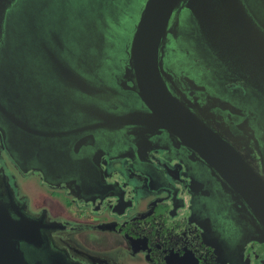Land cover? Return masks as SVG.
Returning a JSON list of instances; mask_svg holds the SVG:
<instances>
[{
    "label": "flooded vegetation",
    "instance_id": "obj_1",
    "mask_svg": "<svg viewBox=\"0 0 264 264\" xmlns=\"http://www.w3.org/2000/svg\"><path fill=\"white\" fill-rule=\"evenodd\" d=\"M117 1L120 14L112 19L108 11L103 13V25L98 23L102 37L98 35V45L93 48H97L94 54L100 48L104 53L96 75H107L116 91L108 90L99 97L115 98V104L102 106L110 120L118 119V123H108L112 128L105 129L98 117L92 132L79 129L85 144L73 157L83 160L77 162L75 170L72 161L56 151L60 144L45 136L44 141L38 139L27 147L31 138L18 130L17 144L12 145L23 159L31 157L30 149L42 148L40 164H44L46 180L44 175L30 171V166L37 168L36 161L30 160L29 166L21 169L11 158L8 151L15 148L7 143V131L14 126L0 114V237H9L11 215L23 223V237L16 248L20 264H264V225L250 206L254 197L249 191L241 194L220 168L183 142L175 130L160 125L154 111L134 110L120 116L126 110L123 97L134 99L129 92L137 89L130 63L134 56L132 28L143 0ZM174 20L169 32L179 35ZM165 48H161V69L179 102L264 181L259 116L241 94L239 82L229 75L211 78L208 62L181 48L171 34ZM13 57L19 58V53ZM46 58L44 65L55 64L52 57ZM33 63L36 69L40 67L39 61ZM18 70L19 78L0 76V100L5 108L24 107L35 129L73 143L72 129L64 126L73 113L66 111V118L58 119L51 112L59 102L66 107L58 93L64 95L68 87L58 83L78 78L27 77L23 68ZM6 80L48 84L18 88V98L13 99L17 103L10 104ZM43 117H48L47 123L60 120L63 125L48 129L35 126L34 122ZM133 120H142L145 124L141 127L145 128L115 129ZM201 149L205 153L203 146ZM138 154L148 162V169L138 168ZM225 154L231 158L226 148ZM210 156H214L211 149ZM73 171L78 172L81 185L70 176Z\"/></svg>",
    "mask_w": 264,
    "mask_h": 264
},
{
    "label": "water",
    "instance_id": "obj_2",
    "mask_svg": "<svg viewBox=\"0 0 264 264\" xmlns=\"http://www.w3.org/2000/svg\"><path fill=\"white\" fill-rule=\"evenodd\" d=\"M118 9L117 0H0L1 79L19 78L20 67L24 69L27 77L44 75L50 78L52 76L78 78L72 77L74 84L58 83L68 87L64 95L59 96L58 93L66 107L59 102L58 108L51 112L58 119H65L66 111L70 110L73 113L72 120L66 122L64 126L65 129H72L71 137L74 142L57 140L52 137L51 132L44 133L35 129L33 124H29V113L24 107L16 108L20 109L22 113L20 114L19 110H13L12 107L6 109L0 100V114L14 126L11 131L7 129V143L10 146L17 144L18 130L33 139V141L30 139L27 147L34 145L38 139L44 141L45 136L49 137L52 142L60 144L59 147L54 145L57 147L56 151L72 161V169L75 170L77 162L83 160L73 157L83 151L82 147L85 144V138L79 129H88V133L92 132L91 128L98 126L95 124V118L98 117L102 119V126L105 129L112 128L108 123H118V119L110 120V114L102 106L112 102L115 104L116 101L113 100L115 98L102 99L99 95L107 93L108 90H113L116 94V91L109 85L111 81H108L107 75L103 73L100 76L96 75L97 65L99 62L102 64L104 53L100 48L97 54H94L97 48H93V45H98L99 36L102 37V34L98 33L100 32L98 23L103 25V13L108 11L112 19L114 17L117 19L116 14H120ZM173 18L176 19L175 28L178 26L179 35H176V32L174 34L169 32ZM132 31L134 56L130 63L132 62L134 70L132 82L137 89L129 92L135 96L134 99H131L130 95L123 97L122 102L126 110L121 111L120 116L129 115V111L134 110L136 113L144 109L154 111L160 118V125L175 130L173 133L183 142L195 147L202 158L220 168L223 171L221 173L241 194L249 191L254 197L250 199V206L259 222L264 225V181L251 166L244 163L240 157L238 159L237 153L225 145L209 126L194 117L195 114L189 107L179 102V97L166 81L160 64L161 48L162 51L166 49L167 39L171 34L181 48L191 50L208 62L206 67L207 70L212 69L209 73L211 78L223 79L229 75V78L239 82L241 94L249 106L255 108L258 113V127L263 134L264 142V0H143V6L139 10V17ZM14 53H19V58H14ZM38 55L40 56L37 58ZM94 55L99 56L94 58ZM46 56L52 57L55 64L44 65L42 62L48 61ZM36 60L40 63L37 69L35 64H32ZM113 69L119 71L116 67ZM6 82L9 98L12 100L10 104L17 103L13 99L18 98V88L34 89L35 85L48 84L34 80H26L23 84L18 80ZM65 108L63 113L62 110ZM47 120L48 117H43L34 122V125L38 124L44 129L52 126L59 128L63 125L60 120H52L49 123ZM143 124L145 122L142 120H133L119 127L117 125L115 129L123 127L122 130L127 131L140 128ZM74 127L77 128L76 131ZM8 144L6 145L10 147ZM224 147L231 158L227 159ZM210 149L214 156H210ZM48 150L51 151V148ZM30 151L31 157L27 159L21 157L17 148L8 152L20 168L29 166L30 160L36 161L37 168L30 166V171L44 175L47 180L44 164H40L42 148ZM138 156V168L148 169V162L143 160L140 154ZM150 162L155 165L153 160ZM78 175L77 171L70 174L72 178L78 179L81 185ZM1 212L0 209V214ZM8 230L9 237L6 239L0 237V264H20L16 248L23 237V223L11 215ZM1 233L0 223V235Z\"/></svg>",
    "mask_w": 264,
    "mask_h": 264
}]
</instances>
